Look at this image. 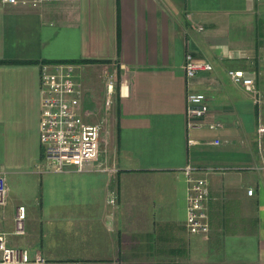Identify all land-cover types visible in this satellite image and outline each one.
Returning <instances> with one entry per match:
<instances>
[{"label": "crops", "instance_id": "crops-1", "mask_svg": "<svg viewBox=\"0 0 264 264\" xmlns=\"http://www.w3.org/2000/svg\"><path fill=\"white\" fill-rule=\"evenodd\" d=\"M261 26L264 0H0L7 243L39 252L43 264H264V170L244 168L264 162V103L242 86L227 90L217 69L247 74ZM188 50L213 70L188 79ZM63 60L86 61L91 77L101 66L116 74L105 153L114 173L37 170L40 65ZM190 91L205 94L217 128H188ZM187 163L227 167L208 174L206 233L185 228ZM18 204L26 208L22 235L11 233Z\"/></svg>", "mask_w": 264, "mask_h": 264}, {"label": "built area", "instance_id": "built-area-1", "mask_svg": "<svg viewBox=\"0 0 264 264\" xmlns=\"http://www.w3.org/2000/svg\"><path fill=\"white\" fill-rule=\"evenodd\" d=\"M14 4H38L44 0H1ZM201 29V27H199ZM185 76L190 79L198 73L212 71L213 66L205 60L195 59L191 51L184 54ZM84 65L75 62H44L40 65V143L41 156L37 165L39 172H66L75 170L78 172H116L114 165L106 162L102 149V129L104 118L96 122H89L84 112V101L87 94L83 83L82 73ZM230 81L242 86L258 105L264 103V92L256 86L253 77L247 75L242 69H227ZM100 76L104 82V107L110 111L114 103L116 91V74L107 66L100 67ZM186 119L188 128L215 129L218 123L211 119L205 94L198 91H190L186 96ZM258 135L264 132V126L259 122ZM211 143L218 144L215 139ZM260 147V144H259ZM227 167L207 165L195 166L187 163L182 172L186 179V214L185 228L190 234L206 233L209 230L207 200L209 179L208 174ZM245 169H262L260 166L249 165ZM254 189L249 187L247 194L252 195ZM8 196V186L5 172L0 170V207ZM109 203L116 200V191L109 190ZM26 208L18 204L14 211L15 235L25 233ZM7 232L0 231V264H43L45 258L39 253L30 256L27 248L9 245ZM81 264V263H78Z\"/></svg>", "mask_w": 264, "mask_h": 264}, {"label": "rangeland", "instance_id": "rangeland-1", "mask_svg": "<svg viewBox=\"0 0 264 264\" xmlns=\"http://www.w3.org/2000/svg\"><path fill=\"white\" fill-rule=\"evenodd\" d=\"M173 7H177L173 5ZM177 10V8H176ZM260 33H262L263 36L258 37L257 41V49L258 52L257 54L251 53V58H249V62L247 64V74H249L251 77L254 78L257 86H260V89L264 91V26L260 27ZM261 35V34H260ZM254 55V56H253ZM217 69L219 70L220 73V78L222 82V86H225L227 90H231L232 86L234 85L228 75L227 71L222 68L220 65L217 66ZM82 83L83 86L89 94V96H92L91 100H95L94 106L91 107L90 109H84V110H90L88 115H85V118L89 122H96L99 120H102L104 118L105 123L102 129V149H106L103 152V155L105 156V153L107 152V143H108V133H109V125L112 121V117L114 115V110H115V104H112V107L110 111H106L103 103H104V82L102 77L99 75V73H94V76L91 77V75H87V72L84 71L82 73ZM117 86H115L116 88ZM99 95V96H98ZM85 102V101H84ZM87 102V101H86ZM89 102V100H88ZM247 102V107H248V113L250 116V122H254V115L252 112V105L251 103ZM246 104V103H245ZM87 107V106H86ZM263 122H264V109H263ZM264 151V147H263Z\"/></svg>", "mask_w": 264, "mask_h": 264}, {"label": "trees", "instance_id": "trees-1", "mask_svg": "<svg viewBox=\"0 0 264 264\" xmlns=\"http://www.w3.org/2000/svg\"><path fill=\"white\" fill-rule=\"evenodd\" d=\"M46 62H50V61H46ZM52 62H54V61H52ZM59 62H75V63H81V64H83L84 62H86V61H83V60H66V61H59ZM104 63H107V62H104ZM257 85V84H256ZM256 112V111H255ZM257 114V113H256Z\"/></svg>", "mask_w": 264, "mask_h": 264}]
</instances>
